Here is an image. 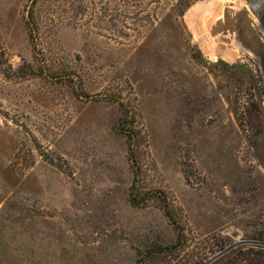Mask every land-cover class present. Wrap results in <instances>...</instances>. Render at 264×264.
<instances>
[{"label":"rangeland","instance_id":"rangeland-1","mask_svg":"<svg viewBox=\"0 0 264 264\" xmlns=\"http://www.w3.org/2000/svg\"><path fill=\"white\" fill-rule=\"evenodd\" d=\"M0 264H264V0H0Z\"/></svg>","mask_w":264,"mask_h":264},{"label":"trees","instance_id":"trees-1","mask_svg":"<svg viewBox=\"0 0 264 264\" xmlns=\"http://www.w3.org/2000/svg\"><path fill=\"white\" fill-rule=\"evenodd\" d=\"M32 11H33V8H32V10H31V13H32ZM32 14H33V13H32ZM31 18H33L32 15H31ZM28 27H29V26H28Z\"/></svg>","mask_w":264,"mask_h":264}]
</instances>
